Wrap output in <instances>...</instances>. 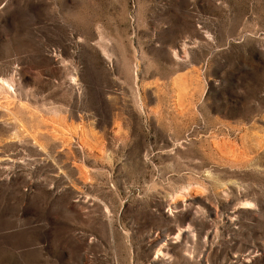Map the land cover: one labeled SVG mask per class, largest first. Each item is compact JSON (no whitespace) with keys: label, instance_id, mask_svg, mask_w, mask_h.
Segmentation results:
<instances>
[{"label":"rangeland","instance_id":"1","mask_svg":"<svg viewBox=\"0 0 264 264\" xmlns=\"http://www.w3.org/2000/svg\"><path fill=\"white\" fill-rule=\"evenodd\" d=\"M0 264H264V0H0Z\"/></svg>","mask_w":264,"mask_h":264}]
</instances>
